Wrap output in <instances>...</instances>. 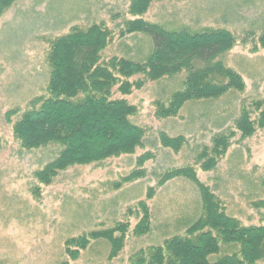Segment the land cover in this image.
Listing matches in <instances>:
<instances>
[{
  "label": "rangeland",
  "instance_id": "374dc122",
  "mask_svg": "<svg viewBox=\"0 0 264 264\" xmlns=\"http://www.w3.org/2000/svg\"><path fill=\"white\" fill-rule=\"evenodd\" d=\"M132 1L15 0L0 12V264H134L140 251L184 236L201 214L195 184L176 178L159 185L165 172L185 167L194 170L228 216L245 227L264 226V126H258L264 109V48L259 40L264 35V0L153 1L139 16L129 13ZM136 19L169 33L228 32L235 44L219 60L241 77L243 90L186 103L175 117L162 119L156 117L157 105L167 104L182 90L186 74L155 81L132 76L130 92L124 95L116 86L111 99L135 108L130 121L145 131L142 146L132 155L69 167L49 183L40 182L35 174L57 156L58 148L24 150L12 126L32 100L47 97L50 43L72 29L101 28L109 32L102 61H144L151 53V39L142 33L122 35L126 22ZM12 110L17 114L8 119ZM243 114L255 122L246 137L235 128ZM231 133L225 155L214 169L203 171L198 163L202 151L217 134ZM160 134L181 136L185 144L177 151L165 148ZM145 153L152 158L138 166L137 159ZM140 170L144 177L122 182ZM140 203L149 213V231L136 236L143 217ZM118 223L128 228L114 259H109L111 245L104 239L91 240L76 258L66 253L67 240ZM236 251L222 247L220 255Z\"/></svg>",
  "mask_w": 264,
  "mask_h": 264
},
{
  "label": "trees",
  "instance_id": "16d2710c",
  "mask_svg": "<svg viewBox=\"0 0 264 264\" xmlns=\"http://www.w3.org/2000/svg\"><path fill=\"white\" fill-rule=\"evenodd\" d=\"M153 1L161 0H133L129 13L139 16ZM13 2L15 0H0V12ZM125 27L123 36L142 33L151 39V53L144 61L117 58L102 61L101 53L109 32L101 28H90L86 32L72 29L70 34L50 43L47 97L32 100L31 108L12 126L13 136L24 150L58 148L57 156L35 174L40 182L49 183L69 167L101 164L132 155L142 146L145 131L130 121L135 108L123 100L111 99L116 86L124 95L130 92L132 85L128 80L132 76L143 75L155 81L186 74L182 90L175 92L167 104L157 105L156 117L162 119L175 117L186 103L217 99L230 90H243L241 77L226 69L219 60L235 44L228 32L169 33L139 19L126 22ZM259 40L264 48V35ZM16 112H8V119ZM254 124L243 114L235 122V128L246 137L252 134ZM258 126H264V109ZM233 135L217 134L212 138L211 147L198 157L203 171L215 168ZM160 142L163 147L177 151L183 147L185 139L160 134ZM151 158L150 153L143 154L137 159L138 166ZM144 174L142 170L132 172L122 182H133ZM176 178L187 179L197 186L201 214L184 236L168 239L162 246L147 252L140 251L134 264H257L264 261V226L245 227L228 216L219 199L197 181L190 167L165 172L159 185ZM139 207L143 217L134 230L136 236L149 231V213L143 203ZM127 228V223H118L109 230L69 239L65 242L66 253L76 258L77 251L86 249L91 240L104 239L111 245L109 259H114L122 249ZM229 246L237 251L220 255L222 247Z\"/></svg>",
  "mask_w": 264,
  "mask_h": 264
}]
</instances>
